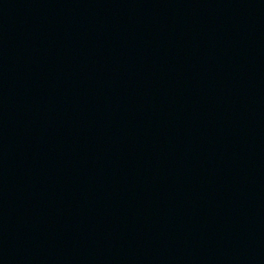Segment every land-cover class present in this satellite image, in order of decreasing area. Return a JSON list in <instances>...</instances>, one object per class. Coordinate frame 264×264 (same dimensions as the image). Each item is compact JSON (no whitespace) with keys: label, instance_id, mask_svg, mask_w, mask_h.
<instances>
[{"label":"water","instance_id":"95a60500","mask_svg":"<svg viewBox=\"0 0 264 264\" xmlns=\"http://www.w3.org/2000/svg\"><path fill=\"white\" fill-rule=\"evenodd\" d=\"M0 264H264V0H0Z\"/></svg>","mask_w":264,"mask_h":264}]
</instances>
